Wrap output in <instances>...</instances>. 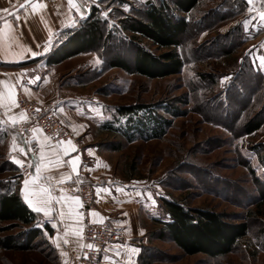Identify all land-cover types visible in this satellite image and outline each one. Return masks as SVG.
Segmentation results:
<instances>
[{"label": "rangeland", "instance_id": "obj_1", "mask_svg": "<svg viewBox=\"0 0 264 264\" xmlns=\"http://www.w3.org/2000/svg\"><path fill=\"white\" fill-rule=\"evenodd\" d=\"M109 2L116 6L111 12L103 8L102 13L107 15L101 13V16L108 20L110 28L117 24L122 11L128 12L130 4L119 7L120 3ZM213 28L197 38L191 36L194 31L191 30L184 41L195 40L200 59L192 60L187 49L180 48L185 61L182 71L163 78H147L103 66L100 51L83 53L62 65L64 76L71 74L75 81L72 90L76 98V123L85 141L99 146L114 176L134 180L154 196L156 218L167 219L161 208L162 198L177 199L192 208L213 209L231 220L248 218L247 236L219 258L184 255L168 238L158 237L157 225L148 226L152 238L147 245L150 258L146 264H264L261 232L264 206L258 204L257 184V179L264 180V168L255 149L258 143H264V123L252 134L240 131L244 117L237 113L238 106H244V116L251 111L244 91L228 108L217 102L224 98L223 87L231 78L226 75L235 68L241 49L226 59L221 58L218 52L226 41L217 39L211 46L205 45L216 36ZM140 43L155 53L160 52L146 39ZM133 51L128 39L122 45L108 44L103 55L118 53L129 59ZM216 72V84L212 86L207 80ZM246 84L252 85V80H246ZM163 102L177 107L179 113L178 116L166 114L172 124L162 138L137 137L127 141L103 128L107 123L115 128L125 123V118L115 112L121 105ZM255 111L256 116L263 117L264 103L260 109L256 106ZM0 121H3L0 123V187L13 188L20 169L12 162L11 155L21 143L20 127L1 117ZM9 227L8 223H0V237L15 236L21 230ZM45 244L37 241L32 250L25 251L0 249V264H51L54 258L48 256Z\"/></svg>", "mask_w": 264, "mask_h": 264}, {"label": "crops", "instance_id": "obj_2", "mask_svg": "<svg viewBox=\"0 0 264 264\" xmlns=\"http://www.w3.org/2000/svg\"><path fill=\"white\" fill-rule=\"evenodd\" d=\"M100 1L73 0L75 6H71L68 0H0V82H3L0 83V117L10 122L9 117L15 116V124L20 127L21 143L12 151L11 160L20 169L16 189L23 202L38 220L55 217L54 222L47 224L50 230L38 224L43 231L48 256L54 258L51 264H82V217L78 206L69 202L72 206V214L69 215L68 203L53 201L49 215L45 216L43 212L29 207L22 189L30 194L41 185L48 187L50 182L56 189L54 195L59 196V190L63 188L65 195L76 196L69 189L72 179H81L93 185L95 207L90 213L91 219L105 221L117 232L116 240L107 246L96 264H141L140 254L152 238L148 226H155L158 219L154 213V196H150L148 190L134 180L114 176L99 146L87 143L82 136L80 125L76 123V98L72 90L75 81L71 74L64 76L62 66L79 55L58 64L50 65L46 61L49 53L64 40L66 32L78 28L85 21L92 6L99 7L100 13L104 11ZM217 1H208V5L213 7ZM243 1L246 4L244 12L220 28L228 29L236 23L241 25L245 36L241 51L264 74V20L259 15L264 11V0H253L251 4L249 0ZM15 84L21 85L28 100L53 109L60 121L71 130L72 136L62 143L60 149L48 147L40 131L33 132V129L23 127L19 119L21 112L15 106L10 107L7 99L11 89L15 100ZM34 142L38 143L39 150L31 154L29 149ZM41 145L44 163L49 170L42 169L41 179L33 182ZM66 151L67 155L64 154ZM65 158L76 161V172L72 171L71 163H64ZM26 179L29 180L27 186L24 184ZM100 179L106 181L99 183ZM60 180L63 183L58 184ZM61 211L65 213L63 218ZM93 212L96 215H92ZM54 224L56 227H53ZM65 239L69 243L65 244ZM62 252L66 255H61Z\"/></svg>", "mask_w": 264, "mask_h": 264}, {"label": "trees", "instance_id": "obj_3", "mask_svg": "<svg viewBox=\"0 0 264 264\" xmlns=\"http://www.w3.org/2000/svg\"><path fill=\"white\" fill-rule=\"evenodd\" d=\"M109 1L101 0L100 3L111 12L116 5ZM113 1L120 3L119 7L124 3L130 4L126 14L121 12L117 24L114 23L109 28L108 20L102 18L99 7L92 6L85 21L78 28L68 30L64 40L49 53L47 63L58 64L83 53L100 51L103 66L147 78H163L182 71L185 61L180 48L187 49L192 60L200 59L196 53L195 40L184 41L191 30H194L191 36L197 38L214 27L216 36L206 41L205 45L211 46L217 39L226 41L218 52L225 59L237 53L244 41L245 36L239 23L223 32L217 31L221 24L230 22L244 12L246 4L243 0H218L213 7L208 5L211 0ZM126 38L134 48L131 58H124L118 53L104 57L108 44L114 42L122 45L128 42ZM143 39L160 52L155 53L141 45L140 41ZM235 61V68L226 75L231 78L223 87L221 95L224 94V98L217 102L228 108L236 103L238 94L242 91L247 93L246 105L251 111L244 116L246 110L240 104L237 113L244 117L240 131L248 135L259 130L264 123V116H256L255 111L256 106L260 109L264 103V74L253 66L250 58L242 51ZM217 73L207 80L212 86L216 84ZM248 79L252 80V85L246 84ZM115 112L118 117L125 118V123L118 128L107 123L103 128L127 141H133L137 137L146 140L162 138L172 124L171 118L166 114L178 116L179 113L177 107L168 102L121 105ZM255 149L264 168V143H258ZM257 184L258 204L264 206V180L257 179ZM0 188V223H8L9 228L21 229L15 236L0 237V249L32 250L37 241L45 242L36 214L23 202L16 185L13 188L1 185ZM161 204L167 219L155 220L158 237L168 238L184 255L204 254L210 258L225 256L249 232L247 216L231 220L213 209L192 208L177 199L162 198ZM44 228L50 230L47 224ZM261 232L264 237V227ZM147 251L150 250L146 247L140 254L141 264H146L150 258Z\"/></svg>", "mask_w": 264, "mask_h": 264}, {"label": "built area", "instance_id": "obj_4", "mask_svg": "<svg viewBox=\"0 0 264 264\" xmlns=\"http://www.w3.org/2000/svg\"><path fill=\"white\" fill-rule=\"evenodd\" d=\"M15 101L18 104L17 110L25 113L22 125L26 129H40L45 139V144L52 149H60L62 143L72 136L71 130L60 121L55 111L45 106H39L26 98L21 85H14ZM30 153L34 154L39 150V145L34 142L30 145ZM64 163L68 164L69 159L65 158ZM100 179L99 183L105 182ZM69 189L76 196L80 197L82 206H78V212L82 217V239L83 244H92V249L86 246L81 248L80 262L82 264H96L102 258L107 246L116 240L117 232L109 223L95 222L91 219L90 213L94 210V187L91 183L74 178L69 183ZM78 189V191L76 190ZM55 221V217L40 218L38 223L42 226ZM87 256V259L85 258Z\"/></svg>", "mask_w": 264, "mask_h": 264}, {"label": "snow or ice", "instance_id": "obj_5", "mask_svg": "<svg viewBox=\"0 0 264 264\" xmlns=\"http://www.w3.org/2000/svg\"><path fill=\"white\" fill-rule=\"evenodd\" d=\"M253 2V0H249V4H251ZM69 5L71 6H75L73 5V0H68ZM33 7H35V5H33ZM6 11V10H5ZM102 15H107V13H102ZM261 20H264V11L259 13ZM35 54V53H34ZM262 63H264V59H262ZM3 83V82H0ZM8 101H9V106H15L18 107V104L16 103L15 100H13L12 98V92L11 89L9 90L8 93V97H7ZM20 120L25 119V113L21 112L20 113ZM9 121L12 124H15L17 122V118L15 116H10L9 117ZM0 123H3V121H0ZM37 131H41L40 129H33V132H37ZM14 139V138H13ZM47 139V137L45 138ZM63 143V142H61ZM67 143H71V141H68ZM13 148H15V144H13ZM65 155H67V151L64 153ZM45 160V156H44V152H43V145H41V153H40V161L35 165L36 168V174L33 177V182H35L36 180L41 179L42 176V169L44 171H48V165H46L44 163ZM14 162L16 163H21L19 160H15ZM59 159H57V163H59ZM69 163L72 164V171L76 172L77 171V167H76V161L72 160L69 161ZM67 179H70V177H68ZM58 184L63 183V180L57 181ZM24 184L27 186L29 184V180H25ZM78 191V189H76ZM22 191V195L24 196L25 201L28 203L29 207L33 208L34 211L36 212H43V214L45 216H48L51 208L50 205L52 204L53 201H55L57 204H61L63 203H68L69 204V212L68 214L71 215L72 214V206L69 202H73L75 203L77 206H82L81 202H80V197L78 196H71V195H65L64 194V189L61 188L60 191V195H54V192L56 191L55 187L53 185H51V183L49 182V186L45 187V186H39L37 190L31 192L30 194L27 193L25 190H21ZM31 196V198H30ZM77 215H79L77 213ZM92 215H96L95 212L92 213ZM60 216L63 218L65 216L64 211L60 212ZM53 227H56V225L54 224ZM77 235H79V232L76 233ZM67 235V233H66ZM64 243L67 244L69 243L68 239L64 240ZM87 247L89 249H92L94 247V245L92 244H87V245H80V247ZM132 251H136L135 249H133ZM61 255H66L65 253H61ZM85 258L87 259V256L85 255Z\"/></svg>", "mask_w": 264, "mask_h": 264}]
</instances>
